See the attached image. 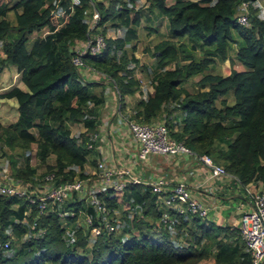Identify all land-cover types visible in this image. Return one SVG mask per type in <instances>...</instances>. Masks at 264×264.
Segmentation results:
<instances>
[{
	"label": "trees",
	"instance_id": "16d2710c",
	"mask_svg": "<svg viewBox=\"0 0 264 264\" xmlns=\"http://www.w3.org/2000/svg\"><path fill=\"white\" fill-rule=\"evenodd\" d=\"M54 1L0 0V70L5 65L15 66L26 87V91L12 88L6 94L16 100L17 119L7 126L0 124V151L17 147L21 151L34 145V157L37 154L42 163L53 156L48 171L74 177L76 169L88 162L91 150L86 145L87 137L79 139L78 144L66 123H82L91 130L98 122L96 109L88 104L100 99L90 96L89 86L81 84L70 63L73 43L86 38L91 0H80L81 7L71 16L65 14L60 25L49 15ZM134 1L108 0L105 5L95 2L99 13L95 28L105 23L117 26L111 23L114 19L126 23L130 13L133 19L122 37L106 39L100 54L82 57L86 66L115 84L121 98L138 89L137 80L127 68L129 62H136L133 52L137 34L133 25L138 23V16L129 8ZM147 1L149 8L165 20L166 37L156 41L151 50L159 70L153 76V93L137 102L131 120H163L173 139L222 164L240 185L259 182L264 189V19L259 18L257 0ZM243 1L248 2L247 26L236 20L238 5ZM43 27L54 29L29 41L28 36ZM232 43L236 49L234 58H229L227 50ZM215 58L238 63L243 70L232 69L224 77L210 73L208 65ZM171 63L172 68H166ZM195 77L198 79L194 84L199 88L196 92L189 93L180 86ZM9 165L14 178H24L23 169L16 167L11 156ZM79 177L84 176L80 173ZM125 193L136 215L124 212L120 234L90 235L78 229L74 242L65 238L56 216H37L31 208L25 223H20L22 202L0 198V244L9 234L16 239L26 235L20 248L10 254L0 248V264H250L241 244L225 247L214 240L202 244L201 235L207 236L210 229L199 224V218H192L200 229L197 236L190 227L186 229L182 217L169 212L170 226L180 235L182 230L186 232V245L176 247L170 240V227L157 225L161 224L163 211L154 205L148 187L128 184ZM101 196L109 206L116 207L106 193ZM149 228L153 232L157 229L159 238L153 239ZM86 239L92 241L90 259L75 251L84 250Z\"/></svg>",
	"mask_w": 264,
	"mask_h": 264
},
{
	"label": "built area",
	"instance_id": "2783aa9c",
	"mask_svg": "<svg viewBox=\"0 0 264 264\" xmlns=\"http://www.w3.org/2000/svg\"><path fill=\"white\" fill-rule=\"evenodd\" d=\"M63 3V4H62ZM259 18L264 19V7L257 0ZM91 15L87 21V35L84 40H76L72 45L73 56L70 63L76 72L81 70L90 74L102 76L99 72L86 66L82 57L97 55L105 48L106 37L99 31L92 33L99 17L94 2L88 1ZM81 7L80 0H55L49 15L54 17L58 25L62 24L63 16L72 15L75 8ZM240 12L236 19L238 24H249L248 2H241L238 6ZM54 28L43 27L38 37L42 38L53 32ZM82 80V78H81ZM109 82L112 83L110 79ZM113 90L117 93L115 84ZM146 84H139L138 91L144 98ZM127 128L131 138L135 141V159L143 163L152 156H187L197 157L207 169L213 179H222L228 174L220 165H215L207 155L195 156L182 141L174 140L162 122L127 121ZM98 133L91 132L87 136V148L92 150L93 143L97 140ZM114 166L108 167L102 160L96 159L95 169L83 178L78 176L65 177L47 174L42 179V184L0 181V197H16L32 205L38 215L52 214L59 220L63 234L70 242L76 240V230H87L90 235L105 233L115 234L122 232V224L113 219L108 202L102 198L106 193L108 198L119 202L125 194L128 184H141L147 186L154 196V205L163 211L161 226L171 229V218L168 213L184 217L186 214L205 219L210 207L194 198L186 184L182 181H173L165 176H155L152 180L144 181L142 173H135L127 167H121L118 159L113 158ZM239 183L238 180H235ZM250 196L251 208L242 211L237 219V234L242 250L249 255L250 264H262L264 261V189H247ZM30 210V208H29ZM90 211V212H89ZM115 213V212H114ZM118 213V212H117ZM123 222L122 215L120 216ZM167 219V220H166ZM33 228V225H32ZM90 239H86V242ZM9 241L2 244L7 249Z\"/></svg>",
	"mask_w": 264,
	"mask_h": 264
},
{
	"label": "crops",
	"instance_id": "0c3cea01",
	"mask_svg": "<svg viewBox=\"0 0 264 264\" xmlns=\"http://www.w3.org/2000/svg\"><path fill=\"white\" fill-rule=\"evenodd\" d=\"M99 1L104 5L108 2V0ZM173 1L166 0V3L170 4ZM258 1L261 2L262 0ZM132 9L138 16V23L133 25L137 34V40L142 31H145L143 36L146 35L147 39L151 40L150 51L143 49L145 52L143 60L138 57L136 53L137 47H135L133 56L136 62L133 65L136 71L141 68V75L148 76L146 73L147 69L145 70V68H151V65L148 66L146 61H154L155 64L151 46L163 38L164 33L166 34V29H164L166 22L164 19H160L155 14V11L149 8L147 0H135ZM128 16L125 22L130 27L133 17L131 19V13ZM111 23H117L118 25L110 27L108 23H105L98 29L106 38L114 39L122 37L126 30L123 31V28L127 24H119L118 19H114ZM139 59L142 61V64L139 63ZM142 65L146 67H142ZM235 66L238 69L239 64L237 63ZM155 73H152L151 77ZM79 74L84 83L89 86V90L93 92L101 91L103 93L104 104L99 110L96 130L93 131L98 133L97 140L93 143V149L89 156H87V161H92L93 163L88 164L86 162L81 168H77L75 175L82 173L86 176L92 172L95 169L96 159L102 160L108 167H112L115 165L113 161V158H115L118 159L121 167L130 168L135 173H142L141 178L144 181L152 180L155 176H165L173 181H182L186 184L194 198L210 207L208 219H199V224H204L207 229H210L207 236L201 235V242L206 244L214 240L216 242L231 244L232 247H234V244L240 246L241 243L237 234V219L242 211H247L251 208L250 196L247 189H260L257 188L258 184L250 182L240 185L230 176L219 180L213 179L208 169L196 157L152 156L143 163L138 162L135 159V141L129 134L126 122L132 121L131 118L135 111V105L139 100L144 99L142 92H136L131 96H123L121 98L116 92L114 93L112 85L108 84L103 76L95 74L88 76L89 74L84 70H81ZM134 79L136 80L135 77ZM148 87L149 84H146V88ZM12 88L26 91V87L21 81V72L13 65H5L0 70V124L3 126L10 125L17 119L16 100L6 96ZM140 95H142V98ZM81 133H83L84 137H87L91 132L86 130V127H82ZM7 168H4L0 161V180H2L4 170H7ZM20 206L22 207L23 216L25 208L22 205ZM22 220L23 217L21 218ZM182 220L186 223V229L190 227V229L195 231L196 235L200 236L198 233L200 229L193 224L192 218L185 217ZM212 230H214L213 233ZM211 251L214 252V248Z\"/></svg>",
	"mask_w": 264,
	"mask_h": 264
},
{
	"label": "rangeland",
	"instance_id": "374dc122",
	"mask_svg": "<svg viewBox=\"0 0 264 264\" xmlns=\"http://www.w3.org/2000/svg\"><path fill=\"white\" fill-rule=\"evenodd\" d=\"M98 2H101V1H98ZM260 4L264 7V0H262L260 2ZM87 12H89V10H87ZM9 17L12 20L11 13L9 14ZM127 25L125 28H123V31L129 27V25L128 26ZM110 27H113V26H110ZM164 29H166V25H164ZM144 33H145V31H142L141 35L138 36V40L134 42L135 46L137 47L136 53H137L138 57H140L142 60L144 59V54H145L143 49L144 50L147 49L150 51L149 46L151 44V40L147 39L146 35L143 36ZM39 35H40L39 33L33 32L31 35L28 36L29 41H31L33 38H35ZM163 36L166 37L165 33ZM152 46H153V44H152ZM152 46H151V49H152ZM235 49H236V47H235L234 43H232L228 46L227 56H229V58H234L233 54H234ZM116 55L118 56V53ZM197 55L200 57L199 53H197ZM139 61H140L139 63L142 64V61L140 59H139ZM149 62L150 61H146V64L148 66L151 65V68H149V67L147 68L145 65H142V67H146L145 70L147 69L146 73L148 76L141 75V68H139L137 71L135 70V66L133 65L135 62H129L128 66H127V68L129 69L128 72H130V76H134L139 84H141V83L149 84V87L146 90L147 92L145 93V96H147L148 94L151 95L153 93V83H154L153 82V76L154 75L152 77H151V75H152V73H155L158 71V69L156 68V66L154 64V61H152L150 63ZM172 65L173 64L171 63L170 65H167L166 68H172ZM235 65H237V63L230 64L226 60L220 61L218 58H215V59H213L212 64L208 65V72L224 77L232 69H236ZM236 70H238V71L243 70V67L239 64V67ZM85 72L89 74L88 76H92V74H90L89 72H87V71H85ZM120 73H123V72H120ZM197 79H198V77H195L191 80H188L184 84H181L180 86L185 88V90L188 91L189 93L196 92L197 90H199V88L196 86V84H194V82ZM105 81L108 82L107 79H105ZM81 83L84 84V81L81 80ZM89 91H90L91 97L100 99L98 103H94V102L91 103L90 102L88 104V107H92V108L96 109V113H97V117H98L99 110H100L101 106H103V104H104L103 93H101V91L100 92L99 91L93 92L91 90H89ZM114 93H115V91H114ZM140 97L142 98V95H140ZM91 100L94 101L93 99H91ZM229 101H230V99H229ZM155 122H163L164 123V121L161 119L155 120ZM66 127L70 131L71 136H73V137H75V139H77V143L78 144L81 143V141L79 139L82 140L84 138L83 133H81V130H82V127H85V125L82 123H66ZM95 130H96V128H93L91 130L89 129V132H93ZM33 133H35V131H33ZM34 147H35L34 145H31V147L26 148V150H21V151H19V149H20L19 147L14 148V149L6 148L7 150L0 151V161H1V164L3 165V167L6 168L9 166V157L11 156L12 160L16 161V167L23 169V171L21 172V175L24 176V178L29 179V181H31V182H37V183L42 184V179L47 174H50V173H54L55 175H59V174H56L53 171H48L47 166L53 165V163H54L53 156H49L47 158V161L45 163H42V161L38 158L37 154L34 157V152H35L33 150ZM1 154H4V156H2ZM26 157H28V160H26ZM88 164H90V163L88 162ZM26 165L28 167V170H25ZM6 171L7 170H5V172ZM257 188H261L260 183H258ZM128 199H129L128 195H126V193H125L122 196V198L119 200V202L115 201V204H116L115 208H112L110 206V208L113 209V210H110L113 219L116 220L117 222H119V224H122V226H121L122 229L124 228V224H123V222H121L122 219L120 218V216L122 214L124 215L125 214L124 212H129V216L131 215V217H132V213H134L136 215V213L130 209V206L127 202ZM176 224H177V222H176ZM157 225L161 226L162 224L161 225L157 224ZM168 225L162 226V228H168ZM173 227L174 226L172 225L171 229H168V232L170 233V240L175 244L176 247H179L180 245H186V244H184L185 234H186L185 230H182L181 231L182 235H180L179 231ZM155 230L158 231L157 229H155ZM156 231L153 232V228L152 229L149 228V232L151 234L150 236H152L153 239L159 238V233H157ZM213 232H214V230H212V233ZM117 234H120V233H115L113 235H117ZM155 234H157V235H155ZM126 235L127 234H123V236H126ZM8 239L10 240L9 242H10V249H11L10 253H11V252L15 251L16 249L20 248L21 243H22V241H24L25 237H20V239H16L15 237L14 238H8ZM222 244L225 247H231V244H228V243H222ZM91 248H92V241L88 240L84 246V250L76 249L75 251H77L78 253H82L83 255H86V258L90 259ZM46 264H49V263H46ZM262 264H264V261Z\"/></svg>",
	"mask_w": 264,
	"mask_h": 264
},
{
	"label": "clouds",
	"instance_id": "9594fccd",
	"mask_svg": "<svg viewBox=\"0 0 264 264\" xmlns=\"http://www.w3.org/2000/svg\"><path fill=\"white\" fill-rule=\"evenodd\" d=\"M91 1H93L94 2V6H95V2H98L99 0H91ZM190 1H194V2H196V1H198V0H190ZM212 1H214V0H212ZM239 6V5H238ZM80 8V7H79ZM88 8L90 9H88L89 10V14L91 15V8H90V6H88ZM129 8H131L132 9V6H130ZM76 9V8H75ZM96 9V8H95ZM239 9V8H238ZM240 11V10H239ZM75 12V11H74ZM98 12V11H97ZM99 14V13H98ZM71 16V15H70ZM89 19V18H88ZM88 19L86 20V24H87V21H88ZM98 19H99V17H98ZM97 19V20H98ZM237 20V19H236ZM238 23V22H237ZM240 25V24H239ZM96 27V26H95ZM94 27V29H92V33H97L98 31L100 32V33H102L98 28H95ZM88 28V27H87ZM103 34V33H102ZM86 35H87V33H86ZM104 35V34H103ZM106 39H109V38H106ZM71 49H72V47H71ZM70 49V50H71ZM173 66V65H172ZM236 70V69H235ZM78 73V75H79V79H80V82H81V76H80V74H79V72H77ZM101 74V73H100ZM102 76L105 78V79H109V78H106L103 74H102ZM108 84H111L112 85V83L111 82H107ZM81 84H83V83H81ZM85 84V83H84ZM138 87H139V83H138ZM137 91H138V89H137ZM136 91V92H137ZM145 98H146V96H145ZM144 98V99H145ZM163 123V122H162ZM164 124V123H163ZM165 125V124H164ZM167 128V127H166ZM168 130V129H167ZM169 131V130H168ZM170 135V134H169ZM175 140V139H174ZM177 141V140H176ZM186 146V145H185ZM187 147V146H186ZM188 148V147H187ZM200 155H207V154H196L195 153V156H200ZM208 156V155H207ZM208 157H210V156H208ZM197 158V157H196ZM211 158V157H210ZM211 160H212V162L215 164V165H220V166H222L223 168H224V166L222 165V164H220V163H217V162H215L212 158H211ZM201 163V162H200ZM203 165V164H202ZM204 166V165H203ZM225 169V168H224ZM7 170L8 171H6L5 172V170H4V174H3V178H2V180H6V181H9V182H23V183H34V182H31V181H29V179H27V178H23V177H19V178H14L12 175H11V171H10V165L8 166V168H7ZM225 171H226V169H225ZM227 172V171H226ZM227 174H228V176H230L234 181L235 180H238V178L236 177V176H234V175H232V174H230V173H228L227 172ZM62 176V175H61ZM74 176H78L79 177V175H74ZM84 177H85V175H83ZM227 176V177H228ZM66 177V176H65ZM79 178H81V177H79ZM224 178H226V177H224ZM2 180H0V181H2ZM219 180V179H218ZM236 182V181H235ZM259 183V182H258ZM257 183V184H258ZM0 198H13V199H17V200H20L21 202H22V206L25 208V212H24V215H23V220L22 221H20V223H25V216H26V213L27 212H29L30 210H31V208H34L32 205H27V203H26V201L25 200H23V199H20V198H16V197H0ZM108 199H110V198H108ZM113 199V198H112ZM29 208H30V210H29ZM35 210V209H34ZM36 211V210H35ZM37 213V212H36ZM132 214H134V213H132ZM37 216H41V215H38L37 214ZM124 215L122 214V217H123ZM178 217H182V216H178ZM185 217H190V218H194V217H196V218H199V217H197V216H192V215H190V214H186L184 217H182V218H185ZM58 219V218H57ZM199 219H201V220H206V219H208V216H207V218H205V219H202V218H199ZM59 221V220H58ZM60 224V223H59ZM34 226V225H33ZM31 228H32V225H31ZM36 232V231H35ZM34 232V233H35ZM34 233H33V235H34ZM23 237H25V239H26V235H24ZM9 238H14L11 234H9ZM24 239V240H25ZM5 241H10L9 239H7V240H5ZM4 241V242H5ZM22 242H24V241H22ZM2 244H3V242L0 244V248L3 250V252L4 253H6V254H9L10 253V251H11V249H10V242H9V246H8V248L7 249H3L2 248Z\"/></svg>",
	"mask_w": 264,
	"mask_h": 264
}]
</instances>
